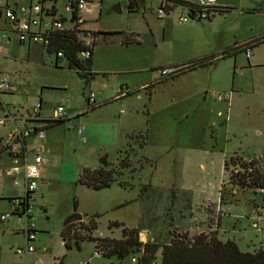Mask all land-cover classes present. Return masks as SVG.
I'll return each mask as SVG.
<instances>
[{"label": "rangeland", "instance_id": "rangeland-1", "mask_svg": "<svg viewBox=\"0 0 264 264\" xmlns=\"http://www.w3.org/2000/svg\"><path fill=\"white\" fill-rule=\"evenodd\" d=\"M33 1L0 0V8L14 10L21 19ZM69 1L47 0L44 6H53L58 17L69 21L70 13L64 10ZM88 1L78 33L82 41L92 44L96 33L120 34L95 38L91 71L96 75L87 85L67 69L66 60L55 67V55H48L40 44L33 45L28 55V46H19L11 32L12 55L4 59L1 55L7 54L1 52L0 71L19 76L22 84L12 83L0 98L10 112L25 114L42 100V113L49 118L57 105L70 115L78 113L79 117L52 128L62 135L85 126L87 117H109L112 124L120 125L117 141L123 148L110 151L106 160L113 165L128 154L132 169L115 177L109 187L93 190L66 180L73 170L53 158L49 166L58 173L39 181L30 201L35 251L26 257L15 253L26 247L27 220L9 210L8 219L0 220V264H132L130 256L123 260L95 256L94 244L87 241L80 243V249L74 243L67 249L62 224L74 212L87 217L100 214L94 237L118 239L121 229L127 228L139 231L143 243L153 239L164 243L173 231L192 235L219 225L222 240L236 241L242 251L257 250L259 242L264 243L263 192L232 188L224 164L235 157L246 162L264 157V43L249 59L240 53L219 60L157 84L152 95L134 87L147 76L159 78V68L168 63L220 53L261 34L264 0H216L229 12L210 21L190 19L183 25L177 22L181 10L159 19L157 0H143V7L133 13L127 9L128 0ZM8 27L2 15L0 30ZM123 33H135L139 44L122 45ZM117 83L134 93L123 101H109ZM90 93L109 102L88 110ZM226 93L227 100L215 99ZM112 132H116L113 126ZM5 212V200L0 199V215ZM114 222L120 226L108 229ZM155 264H161L159 254Z\"/></svg>", "mask_w": 264, "mask_h": 264}, {"label": "trees", "instance_id": "trees-1", "mask_svg": "<svg viewBox=\"0 0 264 264\" xmlns=\"http://www.w3.org/2000/svg\"><path fill=\"white\" fill-rule=\"evenodd\" d=\"M45 1L47 0H35L31 3L36 2L43 5ZM132 1L128 0L127 3V9L130 13L138 11L135 10ZM138 1L143 2V0ZM157 3L158 7H163L168 14L174 10H187L192 15L204 11L207 15L204 21H210L216 14L221 15L229 12V8L217 5L212 8H205L202 11L195 3L188 2L187 0H157ZM75 28L76 26L49 32L46 38L47 44L42 47L48 55H55V67H57L61 60H66L67 69L74 71L84 80L85 85H87L96 75L91 71L93 50L96 43L95 38L98 34L106 37L120 33H96L94 35V41L87 47L89 57L81 60L79 54L86 46L83 45L84 42L77 34L78 30ZM121 43L125 46L139 44L136 35L125 33L121 34ZM262 43H264V30L257 36H253L241 43H235L228 49H222L220 53H212L202 58L161 67L159 68L160 71L168 69L172 72L167 76H160L158 80H154L147 89L149 90L159 83L173 81L182 75L192 73L196 70L209 68L215 65L219 59L234 58L240 53L246 55L248 51L253 52L255 47ZM58 52L61 53V58L56 57ZM133 93L134 91L128 92L127 95H132ZM86 103L88 110L101 107L99 104H89L87 99ZM26 119L27 123L35 124V127H32L34 133H30L27 139L33 137L39 130L47 131L68 121L53 120L51 118L39 120V115L32 119L28 115ZM38 124L40 126L36 127ZM21 144L25 145L26 143L23 140ZM229 166L234 167V169L228 170ZM224 170L228 175V183L232 188L264 191V157H259L249 162L238 157L231 158L229 164L227 162L224 164ZM115 177L114 168L109 163L107 167L99 164L96 168H83L76 179V184L93 190H101L109 187L115 180ZM262 197L264 201V195ZM15 200L21 201V206L26 205V199L24 198L10 199L9 201L12 202ZM18 215L21 216V214ZM99 217L100 214H94L90 217L83 215L82 221L69 223L62 227L61 237L64 246L70 249L71 244L74 243L80 249V243L87 241L94 244L95 252L100 257L123 260L130 256V258H137V264H155L158 254L161 258V264H264V246L259 247L253 252L242 251L236 241H224L219 237L217 232L219 225L215 230L208 229L207 231L192 235L187 232L179 233L173 231L170 233L171 235L168 241L164 243H160L155 239L143 243L139 240V231L136 229L122 228L118 239L94 237L93 234L97 230L96 220ZM119 226V223L114 222L109 224L108 229L111 230Z\"/></svg>", "mask_w": 264, "mask_h": 264}, {"label": "built area", "instance_id": "built-area-1", "mask_svg": "<svg viewBox=\"0 0 264 264\" xmlns=\"http://www.w3.org/2000/svg\"><path fill=\"white\" fill-rule=\"evenodd\" d=\"M73 3V4H72ZM88 0H71L68 3V6L64 8L65 12L70 13L69 21L64 17H58L57 11L55 8L46 7L39 3H30L27 8L24 10L23 16L20 19L16 12L10 8H2L1 15L4 16L5 20L11 26V31L16 33L17 41L21 44H40L41 46L46 45V38L49 32L60 30L63 28H72L78 30V33L81 31L80 25L84 23V12L87 10L89 5ZM195 5L198 8H201L203 11L205 8H212L216 6V0H196ZM182 14L177 17V22L180 25L186 24L190 19L202 20L204 21L207 18L206 13L203 11L196 15H192L187 10H181ZM156 15L158 18L168 17L163 7H158L156 10ZM66 24H68L66 26ZM77 33V34H78ZM8 42V31L3 30L0 33V46ZM84 46H86L79 54L81 60H85L89 57L88 48L90 46L89 42L83 41ZM253 52L248 51L246 53V58L249 59L252 56ZM61 53L56 54L57 58H61ZM171 70L163 69L160 71V76H167L171 73ZM11 74L7 72L0 73V92L5 91L10 86L12 81ZM94 94L90 93L87 96V101L89 104H94ZM229 98V94H218L215 95L217 101H225ZM40 110V103H37L30 113V118L38 116ZM76 115H70L68 110L63 105H57L52 110L53 120H69ZM4 124V120L0 119V126ZM83 127L77 129L78 134L83 133ZM30 133H34L32 128L24 129L22 132H9L6 135L7 140V153L10 158V169L9 174L12 178L13 185L16 188H24L27 195L24 197L26 199V205H22V202L19 200L12 201L14 208L11 211L18 214L24 215L27 220L26 231L24 232L26 247L21 249H16L15 253L19 256H25L29 253H33L35 248L32 246L33 241L35 240V231L33 224V217L31 216V205L28 201L30 194L34 193L38 189L39 180L43 177L41 173V166L44 163L43 158V144L45 140V131L39 130L36 132V140L32 144H27V137ZM25 141V145H22L21 142ZM29 140V139H28ZM85 142V138L82 139ZM264 195V191H263ZM11 213H4L0 215V220L5 221L8 219ZM262 220L264 221V215H262ZM95 256L100 257L97 252H94ZM132 264H137V258H131Z\"/></svg>", "mask_w": 264, "mask_h": 264}, {"label": "crops", "instance_id": "crops-1", "mask_svg": "<svg viewBox=\"0 0 264 264\" xmlns=\"http://www.w3.org/2000/svg\"><path fill=\"white\" fill-rule=\"evenodd\" d=\"M188 2L195 3L196 0H187ZM141 8L143 7V2L140 4ZM216 5H218L216 3ZM135 6V5H134ZM87 11V10H86ZM85 11V12H86ZM84 12V13H85ZM84 15V14H83ZM1 9H0V18H1ZM160 19V18H159ZM165 19V18H162ZM10 27V28H9ZM9 30L3 29L8 31V42L5 43V46H0V54L1 52H5L7 55H1L4 59L9 58L11 54V47L12 40L10 37L11 26H9ZM0 30V31H3ZM152 32V30H151ZM1 33V32H0ZM125 34H134L135 33H125ZM138 39V37H137ZM18 42V41H17ZM139 42V41H138ZM222 43L218 42L217 48L218 50H221L223 45ZM19 46L27 45L28 46V55L30 52V48L33 45L37 44H21L18 42ZM41 48L44 50V48L41 46ZM217 50V51H218ZM45 51V50H44ZM94 54V52H93ZM253 55V54H252ZM220 60V59H219ZM217 60V62L219 61ZM216 62V63H217ZM56 63V59H55ZM172 63H168L170 65ZM167 66V65H166ZM165 67V66H164ZM151 70V69H150ZM153 70V69H152ZM200 70V69H199ZM197 71V70H196ZM0 73H2L0 71ZM154 75L147 76L144 78V81H139V85H136L134 88H139L140 90H145L149 92L151 95L153 88L147 89L149 85L154 81L158 80L160 78L153 77ZM149 79V80H148ZM146 80H148L146 82ZM141 82V83H140ZM12 83H15L17 85H21L22 81H20L19 76L15 75L12 78ZM118 84V83H117ZM115 85V95L112 99L109 101H123V99L129 95H127L128 92H132L134 90H130L126 84L122 85ZM119 87V88H117ZM3 94V93H1ZM102 95V94H100ZM105 99L97 100L96 96H94V104L95 105H105V103L109 102ZM37 103H40V110L38 112L39 120H46L50 119L47 115H43L42 113V100H39ZM53 110V109H52ZM31 111H26L24 114L23 112H20L18 110L14 112H10V110L6 109L4 106V103L2 99L0 98V119L4 120V124L0 126V199L5 200V213H8V211L13 210L14 204L10 202V199H16V198H24L27 193L24 190V188H16L13 185L12 178L9 174L10 169V158L7 153V140L6 135L9 132H22L24 129L28 128H34L35 124L27 123L26 118L28 115H30ZM87 112L81 113V115H85ZM75 117H79L78 113L75 114ZM98 115H100V112H98ZM72 119V118H71ZM83 119V118H81ZM80 122L83 123L84 120H81ZM86 125H79V127H83V133L80 135L76 132H71L70 130H66L65 133L62 135L58 129H52L45 131V140L42 142L43 144V158L44 163L41 166V173L43 177L39 181L47 180L50 174H56L58 171L53 168L52 166H49V164L52 162V159L55 158L56 160L60 161L64 166L68 169H72L73 173L71 176H68L66 180H73L71 182H75V180L78 178L79 174L81 173L82 169L85 167H92L96 168L100 163L99 159L102 156H106L109 154V152H120V144L117 141V136L119 134L118 129L120 128V125L118 124H112L109 117H105L103 119L87 117L86 119ZM75 121V120H74ZM40 125H36V127H39ZM112 126L115 128L116 132H112ZM118 131V133H117ZM68 134V137L66 138V135ZM127 133L125 134V136ZM83 138H85V142H83ZM36 140V137L33 136L29 140L27 139V144H32ZM61 169H59V172H61ZM58 180H61V174L58 175ZM39 184V183H38ZM23 192H22V190ZM33 199L32 194H30V198L28 199L29 203ZM4 204V203H3ZM16 213V212H13ZM213 230V229H210ZM261 242V241H260ZM259 242V247L264 246V243ZM55 264V263H53ZM59 264V263H58Z\"/></svg>", "mask_w": 264, "mask_h": 264}, {"label": "water", "instance_id": "water-1", "mask_svg": "<svg viewBox=\"0 0 264 264\" xmlns=\"http://www.w3.org/2000/svg\"><path fill=\"white\" fill-rule=\"evenodd\" d=\"M132 3H134V5H135V10H138V9L141 8V5H140V4L142 3L141 1L133 0ZM118 11H119V9H118ZM99 163H100V165H102L103 167H107V165H108V162H107V160H106V157H104V156H102V157L99 159ZM82 220H83V215H82V214H79V213H76V212L71 213V214H69V215L65 218V220H64V222H63V224H62V227L68 225L69 223L80 222V221H82ZM141 234H142V233H141Z\"/></svg>", "mask_w": 264, "mask_h": 264}, {"label": "flooded vegetation", "instance_id": "flooded-vegetation-1", "mask_svg": "<svg viewBox=\"0 0 264 264\" xmlns=\"http://www.w3.org/2000/svg\"><path fill=\"white\" fill-rule=\"evenodd\" d=\"M111 165V164H110ZM112 168H114L115 176H122L125 171H130L132 169L131 167V160L127 156H124L119 160V158L111 165ZM144 188H140V191H142Z\"/></svg>", "mask_w": 264, "mask_h": 264}, {"label": "bare ground", "instance_id": "bare-ground-1", "mask_svg": "<svg viewBox=\"0 0 264 264\" xmlns=\"http://www.w3.org/2000/svg\"><path fill=\"white\" fill-rule=\"evenodd\" d=\"M34 242V241H33ZM35 251V250H34ZM56 264V263H55Z\"/></svg>", "mask_w": 264, "mask_h": 264}]
</instances>
